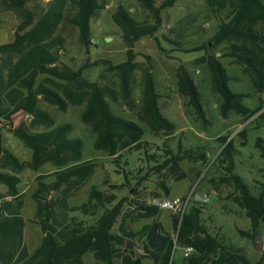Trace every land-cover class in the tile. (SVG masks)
<instances>
[{
  "label": "trees",
  "instance_id": "obj_1",
  "mask_svg": "<svg viewBox=\"0 0 264 264\" xmlns=\"http://www.w3.org/2000/svg\"><path fill=\"white\" fill-rule=\"evenodd\" d=\"M137 1L149 12L152 22L136 20L122 4H118L111 15L127 47V59L115 67L124 101L130 98L134 43L144 36H152L162 23L155 0ZM25 2L0 0V10L11 11L19 19L13 40L0 45V53L4 56L0 58V120L14 123V115L19 113L13 133L31 149L32 156L30 161L20 162L0 146V166L12 171L23 168L37 170L50 163L55 169L36 177L38 185L32 197L43 235L32 253H28L23 244L22 202L17 191L19 179L16 175L0 171V183L7 186V195L11 197V200H4V195H0V264H85L86 254L92 255V264H143L144 258L150 259L152 264H175L172 254L176 242L194 248L193 254L183 258L180 264H264V251L257 261L251 263L240 251L230 249L220 233L211 232L199 204H192L180 221L172 215L171 231L165 230L157 219L134 231L130 223L155 217L159 213L157 205L133 199L128 201L129 208L122 212L128 199L115 202L117 197L114 193L95 185L91 186L83 203H70V194L89 180L97 162L96 159H82L83 141L69 136V123L55 124L53 117L39 107L40 98L59 110H65L68 104H84L81 121L95 134L93 148L114 157L115 164L120 163L121 151L144 150L153 170L170 171L178 181L185 177L181 163L185 160L204 162L206 149L203 145L185 147L178 140L175 152L165 148L159 153L147 154L144 128L136 121L114 114L110 108L108 98L116 101V91L108 85L85 80L82 77L87 67L85 64L74 69L61 60L60 50L65 40L56 34V30L66 18V11L73 10L68 20L77 27L79 42L89 46L91 21L105 7L104 0H49L35 22ZM207 4L214 13L227 11L226 19L220 21L213 35L215 45L225 42L227 55L242 66L254 90L264 91V35L257 29L258 23L264 24V0H207ZM206 45L194 50L204 49ZM206 62L213 89L221 97V115L226 117L230 111L249 115L251 111L243 103L247 94L230 88V77L219 58L213 53L207 55ZM176 77L178 92L188 98L197 117L203 120L199 90L184 65L177 67ZM158 100L152 74L145 71L138 118L151 131L172 132L173 122L162 114ZM24 114L31 116L32 125H41L48 130L29 132L22 122ZM219 141L222 143L219 154L224 162L223 175L219 180L232 188L233 200L245 209L251 223V231L238 228V233L255 241L257 228L264 221V183L258 194L252 193L244 179L235 172L237 149L234 141L226 137L219 138ZM255 146L259 148L264 164L261 137L256 138ZM48 178L50 180H46ZM160 187L169 194L165 181H160ZM99 210H102L100 216L90 224L69 215L74 211L95 215ZM136 239L141 241L140 254L126 249L127 241Z\"/></svg>",
  "mask_w": 264,
  "mask_h": 264
},
{
  "label": "rangeland",
  "instance_id": "obj_2",
  "mask_svg": "<svg viewBox=\"0 0 264 264\" xmlns=\"http://www.w3.org/2000/svg\"><path fill=\"white\" fill-rule=\"evenodd\" d=\"M48 1L26 0L27 8L34 15L33 22L46 9ZM104 1L105 7L91 21L89 46L79 42L77 27L68 20L73 10L66 11V18L56 30V34L61 35L65 40L64 47L60 50L61 60L74 69L85 64L87 67L82 72L85 80L99 85H108L116 91V101L108 98L110 108L114 114L136 121L144 128V146L147 154L159 153L165 148L175 152L177 141L180 140L185 147L203 145L206 149V160L204 162L183 161L181 168L185 177L178 181L174 179L175 174L170 171L153 170V164L144 150L121 151L120 163L115 164L114 157L93 148L95 134L81 121L84 104H68L65 110H59L40 98L39 107L53 117L54 123H69L71 125L69 136L83 141L82 159H96L97 162L95 172L89 180L70 194V203H83L87 199L91 186L95 185L114 193L117 197L115 202L127 198V203H124L122 208L123 212L129 208L128 201L131 202L133 199L147 205H155L158 198L180 196L195 188L198 192L209 195L208 203L202 205L203 218L206 219L208 229L213 233H220L230 249L240 251L251 263L257 261L264 251V221L260 223L256 232V239L260 240L262 248L256 249L255 241L238 233V228L251 231L250 219L245 209L233 200L232 188L219 180L224 171V162L219 154L222 148L219 138L226 137L234 141L237 149L235 172L244 179L251 192L258 194L264 183V164L260 150L255 146L257 137H261L264 144V91L254 90L242 66L233 57L227 55L225 42L215 45L213 39L220 21L226 19L227 11L214 13L209 8L207 0H173L171 2L155 0L156 6L160 8L162 23L152 36H144L134 43L130 98L124 101L120 94L118 70L115 67L127 59V47L121 39L120 29L112 20V12L118 4H122L136 20L152 22V19L149 12L137 0ZM5 12L7 15L13 13ZM18 22L19 19L15 13L7 16L3 23L0 22V33L3 34L0 45L13 40ZM257 29L264 35L263 23H258ZM203 44H207L204 49L194 50L195 47H201ZM213 53L219 58L230 77V88L247 94L243 103L251 111L249 115H238L232 111L226 117L221 115L219 110L221 97L213 89L211 72L206 62L207 55ZM3 57L0 53V58ZM180 64L187 68L197 85L204 110L203 120L197 117L188 98L178 92L176 70ZM145 71L152 74L159 95L160 110L173 122L172 132L151 131L138 118L137 111L143 93ZM14 116V123L7 119L0 120V146L9 150L20 162H28L31 160L32 151L14 135L13 130L20 115L17 112ZM22 122H24V128L32 133L48 130L41 125H32L31 116L28 114L22 115ZM54 169L55 167L50 163H45L37 170L23 168L12 171L0 166V171L16 175L19 179L17 191L18 199L22 202L23 244L28 253H32L40 244L43 235L35 216L36 205L32 197L38 185L36 177L48 174ZM161 180L165 181L169 187V194L161 189ZM110 187L115 188L110 189ZM0 195H4V200H11V197L7 195V186L1 183ZM101 211H97L95 215H84L74 211L69 215L90 224L96 221ZM171 216V210L159 208V213L155 217L138 219L129 226L136 231L143 224L157 219L165 230L171 231ZM117 226L118 222L114 226L115 230ZM132 242L134 243L132 249L136 254H140L141 241L136 239ZM174 246L175 251L172 257L175 264H180L184 258L183 246L177 242ZM84 261L85 264H92V255L86 254ZM142 263L152 264V261L144 258Z\"/></svg>",
  "mask_w": 264,
  "mask_h": 264
},
{
  "label": "built area",
  "instance_id": "obj_3",
  "mask_svg": "<svg viewBox=\"0 0 264 264\" xmlns=\"http://www.w3.org/2000/svg\"><path fill=\"white\" fill-rule=\"evenodd\" d=\"M208 201V193L198 192L195 188H192L191 190L180 196L158 198L154 204L157 205L160 209L171 210L172 215L176 216L180 221L192 204L205 205L208 203ZM173 251H175V246ZM193 252L194 248L192 246H183L184 258L193 254Z\"/></svg>",
  "mask_w": 264,
  "mask_h": 264
},
{
  "label": "water",
  "instance_id": "obj_4",
  "mask_svg": "<svg viewBox=\"0 0 264 264\" xmlns=\"http://www.w3.org/2000/svg\"><path fill=\"white\" fill-rule=\"evenodd\" d=\"M255 246H256V249H261L262 248V244H261L259 239L255 240ZM133 247H134V243L132 241H127L126 249H132Z\"/></svg>",
  "mask_w": 264,
  "mask_h": 264
},
{
  "label": "crops",
  "instance_id": "obj_5",
  "mask_svg": "<svg viewBox=\"0 0 264 264\" xmlns=\"http://www.w3.org/2000/svg\"><path fill=\"white\" fill-rule=\"evenodd\" d=\"M12 15H13V13H12L11 15H7V12H5V11L1 12V11H0V16H1V18H0V22L3 23L4 21H6L7 16H12ZM13 20H14V19H12V21H13ZM0 30H1V26H0ZM12 32H13V30H12ZM2 37H3V34L0 33V39H2Z\"/></svg>",
  "mask_w": 264,
  "mask_h": 264
}]
</instances>
